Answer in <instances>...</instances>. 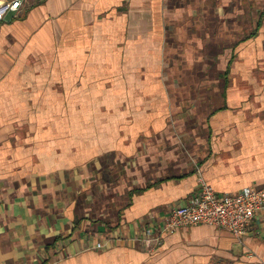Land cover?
<instances>
[{"label": "crops", "instance_id": "0c3cea01", "mask_svg": "<svg viewBox=\"0 0 264 264\" xmlns=\"http://www.w3.org/2000/svg\"><path fill=\"white\" fill-rule=\"evenodd\" d=\"M262 1L170 0L167 36L162 0H45L6 16L0 264H264V213L241 237L199 224L147 242L200 177L219 193L264 186V80L222 75L235 54L252 71L264 60L259 43L235 51L259 40L243 30L259 29ZM119 2L128 10L116 15ZM57 29L67 45L53 85L50 60L32 57ZM164 42L167 71L155 63ZM222 51L231 57L223 64L203 59Z\"/></svg>", "mask_w": 264, "mask_h": 264}, {"label": "built area", "instance_id": "2783aa9c", "mask_svg": "<svg viewBox=\"0 0 264 264\" xmlns=\"http://www.w3.org/2000/svg\"><path fill=\"white\" fill-rule=\"evenodd\" d=\"M30 0H0V24L9 13H19ZM40 1V0H39ZM264 213V186L245 187L234 193L217 192L203 177L199 186L184 205L169 209L163 225L147 230V242L162 241L163 234L174 233L181 227L209 224L241 237L251 231L254 221ZM104 248L103 242L96 244Z\"/></svg>", "mask_w": 264, "mask_h": 264}, {"label": "rangeland", "instance_id": "374dc122", "mask_svg": "<svg viewBox=\"0 0 264 264\" xmlns=\"http://www.w3.org/2000/svg\"><path fill=\"white\" fill-rule=\"evenodd\" d=\"M43 1H45V0H40V1L39 0H30L28 5H27V7L28 6L32 7V6H35V5H39ZM168 1H170V0H162V5H161V8H160L161 9V16L163 14V18H164V20H163L164 22L163 23H165V24H163V27L165 28V32H166L165 36H167V35H169L171 33V28L174 26L172 23L170 24V22L165 18L166 12L169 9L168 8V5H169ZM126 10H128V8H126V4L124 2L123 3L119 2V4H117V6L115 8L116 15H119V14L121 15L122 12H124ZM259 10L260 11L263 10L262 15L260 16L261 17V21H260L261 23H260L259 29L258 30L255 29L257 24H253V25H249L248 29H244L243 30L244 37H246L251 31H259V35L257 36L258 38L256 37L259 40H253V41H251V39L246 40L242 44H240L236 48L235 51H239V48H241V47H244V50L246 49V47H249V48L255 47L256 43H259L261 51L264 50V42H263L264 41V1L261 2V6L259 5ZM103 16H106V17L108 16L107 10L103 11L102 13H100L99 20L101 21V23H105V21H106V20L102 21L101 18H103ZM126 20H127V23H126L125 19H123V18L120 19L119 21H122V23H123L122 26L123 27L128 25V28H129V26H130L129 23L130 22L128 23V19L127 18H126ZM252 26H253V28H251ZM57 32H58V34H56V35L52 34V38H51L50 42L49 41L46 42V44L44 46H42V47H37L36 48V54L32 57V59H34L35 62H38V61L40 62L41 61L40 65H43L42 63L48 65L47 64L48 60H50V63L53 65L52 72H48L46 74L51 75L52 78L50 79V77H48L46 80H48V82H51V80H52L53 85L58 84V82L60 81L58 78H59V76L62 73L56 67L58 65H60V57H61L60 53H61V51H63L62 48L67 45L66 44V39L61 37V34H60L61 30L57 29ZM176 33H177V31H174L172 34H176ZM255 35H256V33L254 32V34L251 33L249 36L251 38L252 36H255ZM177 36L178 35H175V37H177ZM186 36H189V34L187 32H186ZM176 39L179 41L178 38H176ZM71 41L74 42V39H71ZM69 42H70V40L68 41V43ZM107 42H108L107 40H102L99 43L106 44ZM165 44L166 43L164 42L163 47H162V50H163V55H162V58H161L162 62L160 63V61H161V59H160V61H155V63L157 64V67L161 66V69H162V66H163V68L165 67V70L167 71L169 69V66H167V65H168V63L171 64V62H172L171 59L172 58L169 55H168L169 58H166L167 55L166 54L164 55V50L166 49ZM214 47L218 49V46L217 47L214 46ZM89 49L90 48H88L87 45H84V50H89ZM165 52H167V49L165 50ZM213 53H214L213 55H216V56H211V58H208V56H205V57H203V59L205 61H207V62H211L213 64H217L218 65L219 64V60H221L222 64H223V62H225L226 59L229 60L231 58V57L229 58V56L227 58L226 54H224V51H222V55H219L220 53L218 54L216 52H213ZM237 55L238 54H235L234 58L232 60H230L229 63L227 62L229 64L228 70H227V72L225 71V72L222 73V75H224V78H226V79H228L230 81H231V79H234L236 81H239V79H241V80L247 81L248 83L251 82V80H254L256 78H258L259 80H264V60L263 59L256 61V64L258 65V68H257L258 70L252 71L251 70L252 68L249 69V64H247L250 61H248V60L246 61V59L244 61L243 60L241 61V58L240 59L237 58ZM68 60L70 61V62L69 61L68 62L71 63L72 66H73L75 61H73L72 58H69ZM242 65L245 66L244 69H240L239 66H242ZM39 69L41 70L42 67H40ZM218 72L219 71H217V70L212 72L211 76H212L213 79L217 78ZM195 73L199 74L197 72H195ZM195 73L193 74V76H196ZM163 74H164V72L161 75L159 74L157 78H161V80L164 81L165 77H163ZM188 74L189 73L184 75V80H187L188 77H190V76H188ZM240 76H242V78H240ZM149 82L150 83L151 82L155 83L153 79L151 81L149 80ZM163 83H165V82H163ZM183 91H187V90L185 88L177 89V92L179 93L178 97H182L183 98V97L186 96V95L182 94ZM52 110L53 111H51V114L55 113V114L59 115V112H55L54 108ZM101 110L102 111H106V109L104 107H101ZM42 121H43L42 119H38L36 121L35 120H31V122L30 121H24V123H27L30 127H33V126L37 127L38 124H40ZM172 122H173V120L171 121V123ZM84 126L85 125L83 124V127ZM72 127L75 128V125H72ZM75 140H76V135L75 136H69V145L75 144Z\"/></svg>", "mask_w": 264, "mask_h": 264}]
</instances>
